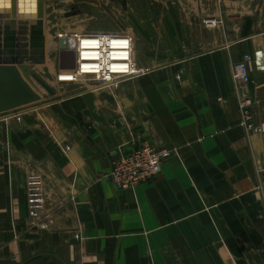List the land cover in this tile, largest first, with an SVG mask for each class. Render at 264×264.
I'll return each mask as SVG.
<instances>
[{
	"label": "crops",
	"instance_id": "obj_1",
	"mask_svg": "<svg viewBox=\"0 0 264 264\" xmlns=\"http://www.w3.org/2000/svg\"><path fill=\"white\" fill-rule=\"evenodd\" d=\"M157 1L164 12L133 30L145 74L0 116V264H264V0ZM246 55L257 133L233 79ZM144 144L174 152L153 179L115 189L112 162Z\"/></svg>",
	"mask_w": 264,
	"mask_h": 264
},
{
	"label": "built area",
	"instance_id": "obj_2",
	"mask_svg": "<svg viewBox=\"0 0 264 264\" xmlns=\"http://www.w3.org/2000/svg\"><path fill=\"white\" fill-rule=\"evenodd\" d=\"M204 23L209 28L220 25V21L214 17H207ZM57 38L59 53L74 52L76 55L75 69L60 70L72 74L73 80H59L60 83L91 81L97 83V88L101 90L117 88L124 81L145 74L135 62L134 38L131 35L64 31L59 33ZM68 44L71 46H67ZM251 61L250 55L244 56L233 68V79L239 98L241 125L248 133H257L260 129L254 122L256 100L253 96L255 83L249 66ZM13 118L20 120L21 116L16 114ZM173 152L172 149L144 144L130 154L121 155L114 160L105 178L119 191L132 190L156 177L161 172L164 161L170 158ZM26 197L28 214L34 221L33 224L37 225L46 206L45 180L42 174L34 172L27 176ZM46 220L48 226L53 225L52 217H47Z\"/></svg>",
	"mask_w": 264,
	"mask_h": 264
},
{
	"label": "water",
	"instance_id": "obj_3",
	"mask_svg": "<svg viewBox=\"0 0 264 264\" xmlns=\"http://www.w3.org/2000/svg\"><path fill=\"white\" fill-rule=\"evenodd\" d=\"M47 1L0 0V116L42 102L38 85L56 96L38 75L47 64ZM58 62L73 70L76 55L60 52Z\"/></svg>",
	"mask_w": 264,
	"mask_h": 264
},
{
	"label": "rangeland",
	"instance_id": "obj_4",
	"mask_svg": "<svg viewBox=\"0 0 264 264\" xmlns=\"http://www.w3.org/2000/svg\"><path fill=\"white\" fill-rule=\"evenodd\" d=\"M164 12V5L157 0H48L46 5L47 20V64L38 68V75L56 92L55 97L39 87L43 100L55 99L66 90H100L97 83L80 81L75 84L60 83L71 80L72 74L60 72L58 67L59 40L61 32H109L133 36L135 26L145 27L152 17ZM205 24V23H204ZM65 45V44H64ZM71 46V45H67ZM88 59V58H86ZM61 79H58V78ZM37 84V83H36Z\"/></svg>",
	"mask_w": 264,
	"mask_h": 264
},
{
	"label": "bare ground",
	"instance_id": "obj_5",
	"mask_svg": "<svg viewBox=\"0 0 264 264\" xmlns=\"http://www.w3.org/2000/svg\"><path fill=\"white\" fill-rule=\"evenodd\" d=\"M49 45H50V43H49ZM49 49V48H48ZM86 68V67H85ZM71 78V77H70ZM71 80H73V78H71ZM71 80H69V81H71ZM41 93V92H40Z\"/></svg>",
	"mask_w": 264,
	"mask_h": 264
}]
</instances>
